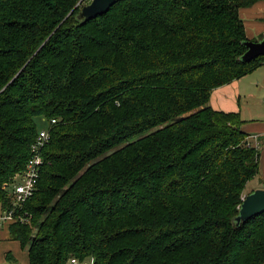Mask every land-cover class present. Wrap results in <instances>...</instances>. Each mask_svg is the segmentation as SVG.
I'll use <instances>...</instances> for the list:
<instances>
[{
  "label": "trees",
  "instance_id": "trees-1",
  "mask_svg": "<svg viewBox=\"0 0 264 264\" xmlns=\"http://www.w3.org/2000/svg\"><path fill=\"white\" fill-rule=\"evenodd\" d=\"M81 1L0 0L1 209L49 133L10 240L27 264H264V213L233 224L260 145L209 106L264 65L240 61L239 16L264 0H116L85 23Z\"/></svg>",
  "mask_w": 264,
  "mask_h": 264
},
{
  "label": "crops",
  "instance_id": "crops-1",
  "mask_svg": "<svg viewBox=\"0 0 264 264\" xmlns=\"http://www.w3.org/2000/svg\"><path fill=\"white\" fill-rule=\"evenodd\" d=\"M239 16L243 22L245 36L248 41H259L264 37V1H259L251 7L239 10ZM264 105V65L255 71L234 80L228 84L214 89L211 92L209 106L215 111L226 113H239L245 124L242 129L249 134L253 142L259 143V150L262 153L261 143L264 133V118L260 114L255 115L256 108ZM264 121V120H263ZM256 140V141H255ZM1 209L0 206V212ZM5 241V246L0 249V264L5 262L6 253H11L18 260V251L15 248L7 247L9 241L8 225L0 226V241ZM14 242V241H12ZM18 244L17 242H14ZM19 246V244H18ZM20 247V246H19ZM21 249V248H20ZM23 264H27V252L25 251ZM18 262V261H17ZM71 264V263H70Z\"/></svg>",
  "mask_w": 264,
  "mask_h": 264
},
{
  "label": "built area",
  "instance_id": "built-area-1",
  "mask_svg": "<svg viewBox=\"0 0 264 264\" xmlns=\"http://www.w3.org/2000/svg\"><path fill=\"white\" fill-rule=\"evenodd\" d=\"M55 120H51L50 124H54ZM48 130H41L30 148V158L28 159L24 170L17 174L14 178L15 183L9 188L8 197L11 201V209H3L0 212V226L9 225L17 222H27V213L22 214L25 203L33 196L39 171L43 163L42 150L48 144ZM71 264H92V260L80 262L77 259H71Z\"/></svg>",
  "mask_w": 264,
  "mask_h": 264
},
{
  "label": "water",
  "instance_id": "water-1",
  "mask_svg": "<svg viewBox=\"0 0 264 264\" xmlns=\"http://www.w3.org/2000/svg\"><path fill=\"white\" fill-rule=\"evenodd\" d=\"M115 1L116 0H90L89 3L80 8L76 18L81 23L92 20L97 16L107 13L114 5ZM243 45L246 51L241 56L240 61L247 63L259 56H264V37L259 41L247 40ZM262 213H264V190H254L243 197L238 214L233 218V224L235 227H239L252 217Z\"/></svg>",
  "mask_w": 264,
  "mask_h": 264
},
{
  "label": "rangeland",
  "instance_id": "rangeland-1",
  "mask_svg": "<svg viewBox=\"0 0 264 264\" xmlns=\"http://www.w3.org/2000/svg\"><path fill=\"white\" fill-rule=\"evenodd\" d=\"M89 2H90V0H83L80 3L78 9L80 10V8L83 5H85V4L89 3ZM256 111H258V112H256L255 115H259L260 114L262 117H264V105L262 107H260L258 105V107L256 108ZM263 120H264V118L260 119V121L262 123H264ZM36 125H37L38 131L46 130V128H47V122L43 118L37 119L36 120ZM261 135L264 136V133L261 134ZM262 145H263V148H262ZM261 148L263 150H262V153H261V156H260L259 173L257 174V176L255 178H253L251 181H249L247 183V186L245 188L243 196L253 192L254 190H264V137H263V142L261 143ZM5 244H6L5 241H3V240L0 241V249H3ZM7 247H11V248L17 249V251H18V254H17V257H18L17 261L18 262H17V264H23L24 261H25V259H23L24 258L23 256H24V253H25L26 250L20 249L18 244L14 243L12 241L11 242L9 241V243L6 246V248ZM1 254H2V252H1ZM87 261L90 262V260H87ZM68 264H70V262H68ZM77 264H80V263H77Z\"/></svg>",
  "mask_w": 264,
  "mask_h": 264
}]
</instances>
